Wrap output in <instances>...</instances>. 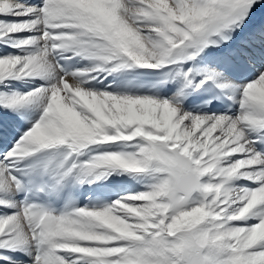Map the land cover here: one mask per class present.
<instances>
[{
  "label": "snow or ice",
  "instance_id": "1",
  "mask_svg": "<svg viewBox=\"0 0 264 264\" xmlns=\"http://www.w3.org/2000/svg\"><path fill=\"white\" fill-rule=\"evenodd\" d=\"M0 264H264V0H0Z\"/></svg>",
  "mask_w": 264,
  "mask_h": 264
},
{
  "label": "bare ground",
  "instance_id": "2",
  "mask_svg": "<svg viewBox=\"0 0 264 264\" xmlns=\"http://www.w3.org/2000/svg\"><path fill=\"white\" fill-rule=\"evenodd\" d=\"M259 7V6H258ZM254 11H255V9H254Z\"/></svg>",
  "mask_w": 264,
  "mask_h": 264
},
{
  "label": "rangeland",
  "instance_id": "3",
  "mask_svg": "<svg viewBox=\"0 0 264 264\" xmlns=\"http://www.w3.org/2000/svg\"><path fill=\"white\" fill-rule=\"evenodd\" d=\"M258 6H259V5H258ZM258 6H257V7H258Z\"/></svg>",
  "mask_w": 264,
  "mask_h": 264
}]
</instances>
